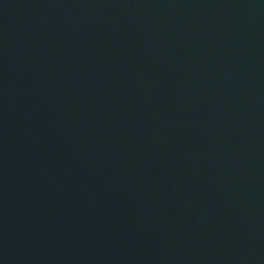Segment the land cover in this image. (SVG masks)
<instances>
[{"label": "water", "instance_id": "water-1", "mask_svg": "<svg viewBox=\"0 0 264 264\" xmlns=\"http://www.w3.org/2000/svg\"><path fill=\"white\" fill-rule=\"evenodd\" d=\"M0 264H264V0H0Z\"/></svg>", "mask_w": 264, "mask_h": 264}]
</instances>
